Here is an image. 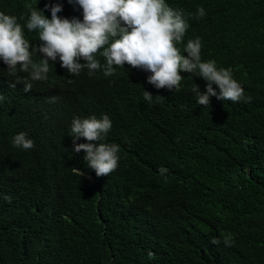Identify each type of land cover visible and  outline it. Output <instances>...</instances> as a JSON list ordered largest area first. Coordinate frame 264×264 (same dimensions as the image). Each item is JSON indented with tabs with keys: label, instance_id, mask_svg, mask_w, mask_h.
I'll return each mask as SVG.
<instances>
[{
	"label": "trees",
	"instance_id": "obj_1",
	"mask_svg": "<svg viewBox=\"0 0 264 264\" xmlns=\"http://www.w3.org/2000/svg\"><path fill=\"white\" fill-rule=\"evenodd\" d=\"M166 2L190 25L177 45L181 53L199 37L201 59L230 68L251 102L213 96L194 110L179 90L171 95L173 108L184 106L179 125L160 121L134 133L119 116L131 103L122 104L124 90L112 88L118 82L110 87L101 77L81 76L82 94H71L75 75L68 71L37 81L20 70L0 71V264H264V0ZM56 3L61 18L83 20V9L68 0H0V9L26 25L30 8L50 19ZM200 7L206 15L196 19ZM26 35L34 47L43 43L38 30ZM142 90L133 86L132 97ZM76 113L112 118L103 142L118 144L120 159L101 180L75 171H93L83 150L73 149ZM20 132L34 148L13 145ZM160 167L168 169L164 176Z\"/></svg>",
	"mask_w": 264,
	"mask_h": 264
},
{
	"label": "clouds",
	"instance_id": "obj_2",
	"mask_svg": "<svg viewBox=\"0 0 264 264\" xmlns=\"http://www.w3.org/2000/svg\"><path fill=\"white\" fill-rule=\"evenodd\" d=\"M68 2L83 9L82 21L76 17L58 16L62 11L60 3L51 6L50 19L43 10L30 8L26 25L19 23L15 15L0 9V64L4 67L0 71L5 76H16L20 70L37 81L46 80L48 75L59 79L60 70L68 71L75 75L71 94H82L84 82L79 79L81 76L85 80L101 77L110 87L118 82L112 88L124 90L122 104L131 103L130 110L119 116L126 115L122 124L134 133L161 122L169 129L179 125L181 122L176 120L184 106L173 108L171 101V95L179 90L185 91L183 99L191 103L194 110L210 105L215 101L213 96L223 101L251 102L252 98L245 97L244 88L233 78L230 68H218L215 60L201 59L199 37L188 40L183 49L186 55L181 53L177 45L183 42L190 25L184 11L170 6L166 0ZM48 7L46 4L45 8ZM205 15V9L200 7L195 18ZM33 30L39 31V39L43 42L35 47L26 38L27 32ZM34 52L40 54L39 61L33 60ZM181 72H184L183 76ZM137 77L143 78L144 84L133 83ZM213 85L219 88V94ZM133 86L143 89L144 95L134 99L130 92ZM31 89L32 84L25 82L24 91ZM56 99L52 97L51 102ZM3 100L4 96L0 94V102ZM157 105L162 108L161 114ZM68 109L76 107L68 106ZM73 118L70 133L73 149L77 153L83 150L87 166L93 169L75 168V171L92 181L96 177L101 180L109 176L118 167L120 159V146L103 142L112 128V118L106 113H76ZM81 137L88 142L76 143ZM12 143L24 150L35 147L34 140L25 132L16 134ZM167 171L165 167L159 168L162 176ZM212 243L220 241L213 239ZM224 243L230 246L231 237L225 236ZM153 255L149 253L150 257Z\"/></svg>",
	"mask_w": 264,
	"mask_h": 264
}]
</instances>
